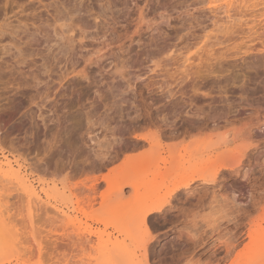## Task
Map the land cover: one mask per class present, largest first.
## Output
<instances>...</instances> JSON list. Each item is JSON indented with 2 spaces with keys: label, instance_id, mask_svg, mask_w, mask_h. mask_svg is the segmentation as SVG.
<instances>
[{
  "label": "rangeland",
  "instance_id": "1",
  "mask_svg": "<svg viewBox=\"0 0 264 264\" xmlns=\"http://www.w3.org/2000/svg\"><path fill=\"white\" fill-rule=\"evenodd\" d=\"M12 2L0 0V26L18 34L0 35V160L68 212L33 204L31 223L5 183L19 263L264 264V0H65L62 14L79 11L58 24L54 7Z\"/></svg>",
  "mask_w": 264,
  "mask_h": 264
},
{
  "label": "bare ground",
  "instance_id": "2",
  "mask_svg": "<svg viewBox=\"0 0 264 264\" xmlns=\"http://www.w3.org/2000/svg\"><path fill=\"white\" fill-rule=\"evenodd\" d=\"M7 1V5L8 4H10V3H14V2H12V0H6ZM15 1H17L16 2V4H18V6H19V4H22V5H20V7L22 8V6L23 5H25V3L27 4V6H26V8L27 7H29V9L31 8V9H34V11L35 10H38V9H40L41 7L42 8H44V9H46V10H48V8H51V7H54V10L56 11V15H55V17H54V22H55V24H58L59 22H61V21H69L68 19L69 18H71L72 19V16L76 13V12H78L79 11V8L76 6V5H74L71 9H69V11H68V13L65 15V14H62V12L60 11L61 9H59L60 7L59 6H57V3L59 4L60 3V6H63L64 4H67L68 2H66V3H64V1L63 0H15ZM47 1H48V3H47ZM49 1H50V3H49ZM66 1H69V3L67 4L68 6H71V4H72V2L73 1H77V0H66ZM220 1H225V0H212V3H217V2H220ZM251 1H254V0H229V2H228V4L229 5H234V4H236V3H239L240 5H242V4H248V2H251ZM63 2V3H62ZM61 3H62V5H61ZM15 4V5H16ZM8 7H10V5L8 6ZM67 7V6H66ZM245 7V6H244ZM247 7V6H246ZM20 8V9H21ZM25 8V7H24ZM63 8H64V6H63ZM62 8V9H63ZM66 10V9H65ZM65 10H64V12H65ZM9 11V10H8ZM8 11H7V13H8ZM32 11V10H31ZM67 11V10H66ZM23 12H24V10H23ZM22 12V13H23ZM39 12V11H38ZM25 13V12H24ZM16 14H19V13H16ZM15 14V15H16ZM33 14V13H32ZM31 14V15H32ZM35 14V13H34ZM5 15V14H4ZM19 15H21V14H19ZM100 13H98V15H96V17H95V19L96 20H98L99 18H100ZM17 17H18V15H16ZM15 16V17H16ZM54 16V15H53ZM144 18H145V16H144V12L143 11H141L140 12V19L141 20H144ZM21 20V19H20ZM145 21V20H144ZM143 21V22H144ZM21 22L22 21H20V23H19V25H21ZM65 23V22H64ZM10 23H8V25H9ZM23 24V23H22ZM25 24V23H24ZM3 25V24H2ZM0 26V35L1 36H5L7 33H9V28L10 27H8V26H6V27H8V28H6L4 25L3 26ZM6 25V24H5ZM64 25V24H63ZM63 25H61L60 24V28H62L63 27ZM75 25L76 24H74V26L72 25V24H69V25H67V27L66 28H70V30H69V32H70V34H74L75 33ZM80 25V24H79ZM28 26V25H27ZM26 26V27H27ZM51 26V25H50ZM65 26V25H64ZM69 26V27H68ZM6 29H5V28ZM53 27V26H52ZM21 28V27H20ZM25 28V27H24ZM78 28V27H77ZM15 29V28H14ZM13 28H12V31L9 33L10 34V37L11 36H17L16 34H15V32H17V31H15ZM45 29V28H44ZM9 30V31H8ZM43 30V29H42ZM55 30V29H54ZM26 32V31H25ZM45 33V32H44ZM64 33V32H63ZM62 33V34H63ZM36 34V33H35ZM39 34V33H38ZM37 34V35H38ZM60 34V33H59ZM71 35V36H72ZM6 36H8V35H6ZM35 35H33L32 33H27V35L25 36L24 35V37L25 38H27V40L29 41L32 37H34ZM46 36H48V35H46ZM24 37H22V38H19V42H17L18 43V45H20L19 43H21L22 44V42H23V40L25 39ZM43 37V36H42ZM73 37V36H72ZM15 38H17V37H15ZM24 38V39H23ZM3 39H4V37H3ZM7 39V38H6ZM10 39V38H9ZM11 39H12V37H11ZM73 39V38H72ZM39 40V39H38ZM37 40V41H38ZM48 41H49V39H47ZM4 41V40H3ZM12 41H14V39L12 40ZM22 41V42H21ZM33 41V40H32ZM46 41V40H45ZM72 41V40H71ZM15 42V41H14ZM50 42V41H49ZM68 42V41H67ZM70 42V41H69ZM29 43V42H28ZM28 43H26V44H28ZM37 43V42H36ZM32 44V43H31ZM45 44H46V42H45ZM48 45H49V43H48ZM12 46H14V45H12ZM16 46V45H15ZM14 46V47H15ZM262 46H263V48H264V42H262ZM166 47V46H165ZM173 48V47H172ZM163 49V48H162ZM165 49V48H164ZM168 49V48H167ZM174 49V48H173ZM17 50H19V49H17ZM20 50L21 51H23L21 48H20ZM169 50V49H168ZM167 51V50H166ZM20 53V52H19ZM176 53V50H172L171 49V47H170V50L167 52V53H165V54H167V56L169 55V57H172V55L173 54H175ZM48 55V54H47ZM51 56V55H50ZM154 59H152V61H153ZM187 61H189L190 59H186ZM185 60V61H186ZM186 61V62H187ZM119 64H123V63H119ZM119 64L117 65V71H116V74H120L121 76H123V78H125L126 76H124V75H126L127 74V72L126 73H123L122 72V70H123V68H125V66H123L121 69L122 70H119V68H118V66H119ZM160 64V63H159ZM121 66V65H120ZM157 67H159V65H158V63H156V67L155 68H157ZM85 70H86V68H83L82 70H80L79 72H77V75H80V76H82V77H84V78H87V75L85 74ZM118 72V73H117ZM73 73V72H72ZM224 136L226 135V134H223ZM222 135V136H223ZM212 136V135H211ZM228 136V135H227ZM215 137V136H214ZM219 138H221V137H218V141H216V140H214V141H216L217 142V144L220 142V141H222L223 139H225L224 137H223V139L222 140H219ZM227 139H228V137H227ZM139 140V139H138ZM141 141V140H140ZM213 141V140H212ZM213 141V142H214ZM226 141V139L223 141V142H225ZM228 141V140H227ZM216 142L213 144V146L216 144ZM222 143V142H221ZM192 144V143H191ZM136 145V144H135ZM141 145V144H140ZM219 145V144H218ZM137 146H138V144H137ZM212 146V147H213ZM192 147V146H191ZM133 149V148H132ZM207 149V148H206ZM115 155H118V154H115ZM112 156V155H111ZM119 156V155H118ZM103 157V156H102ZM106 157L107 156H104V159H105V161H107V159H106ZM111 158V157H110ZM117 158V157H116ZM103 159V160H104ZM104 161V162H105ZM109 161V160H108ZM114 162V160H111V163H113ZM107 163V162H106ZM110 163V162H109ZM172 164V163H171ZM223 167V166H222ZM170 169V168H169ZM168 169V170H169ZM222 170V169H221ZM166 172V171H165ZM168 172V171H167ZM164 175H166V174H164ZM207 177V176H206ZM206 177H200L201 178V180L202 181H204L205 182V184H206V182H209V181H213V180H210L208 177L206 178ZM33 180V179H32ZM192 181H187V182H185V184H182V185H184L185 187H187V186H189L190 185V183H191ZM5 183H7V184H10V185H14V186H17V187H19V189L20 190H22L23 192H24V194L27 196V198H28V209H27V216L29 217V220L31 221V223H33V218L35 217L34 215V206H33V204H35V205H37V207H40V205L41 204H44L43 206L44 207H46L45 209H47L48 211H49V209H51V211L58 217V219H61V218H64L66 215H67V211H66V208L64 207V205H52V196H53V193L56 191V190H54L55 188H47L45 185L43 186V188L39 191L38 190V188L35 186V184L33 183V181H31V179H30V177L27 175V174H25V172L23 171V166L20 164V162L19 161H12V160H10L9 158H7V157H4V160H0V190H2V189H5V190H8V189H6L7 187H5V186H7V184L5 185ZM2 184H3V186H2ZM126 185H128V186H130V187H132L133 189H135L136 191L138 190V185L134 182V181H125V182H123L121 185H120V190H122L123 188H124V186H126ZM181 185V184H180ZM179 187H181V186H179ZM179 187H177L176 189H173V192L174 193H176V191L179 189ZM16 188V187H15ZM12 189V188H11ZM93 189V188H92ZM94 190V189H93ZM119 192H121L122 193V191H119ZM3 194V193H2ZM2 194L0 193V250L2 251V252H4V253H7V252H9L10 250H13V254H9V257H5L4 256V258L2 257V259H0V264H21V263H19V261H20V252L21 253H24V251L22 250V248L20 247V245L23 243V240H21L20 239V235L18 234V233H16L15 231H14V229H15V227L13 226L11 229H10V226H11V218H9V216H8V210L7 211H4V209H3V205H2V202H3V200L2 199H4V195L5 194H3V196H2ZM3 197V198H2ZM6 197V196H5ZM2 198V199H1ZM163 205L164 204H155V205H151V206H149L147 209H146V211L144 212V215H143V219L145 220L146 219V217L148 216V215H151V214H154V213H157V212H159V211H161L162 209H163ZM5 207H6V205H5ZM41 209V208H40ZM35 211H36V209H35ZM42 211V210H41ZM47 212V211H46ZM50 212V211H49ZM34 216V217H33ZM144 222V221H143ZM94 234H98V233H94ZM93 234V235H94ZM34 238H35V236H34ZM101 238V237H100ZM37 239L35 238L34 239V241H35V244L36 245H38V248L41 246V242L40 241H38V244H37V241H36ZM40 242V243H39ZM43 244V243H42ZM43 246V245H42ZM39 250L40 251H42V250H44L43 248H39ZM12 255V256H11ZM23 254H21V256H22ZM7 256V255H6ZM1 258V257H0ZM14 261H16V263H14ZM23 261H24V259H23ZM25 262V261H24ZM23 262V264H26V263H24Z\"/></svg>",
  "mask_w": 264,
  "mask_h": 264
}]
</instances>
